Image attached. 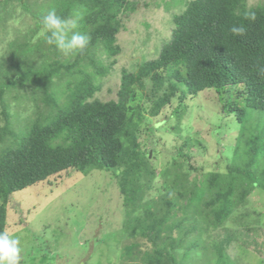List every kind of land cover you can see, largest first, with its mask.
<instances>
[{
	"label": "trees",
	"instance_id": "16d2710c",
	"mask_svg": "<svg viewBox=\"0 0 264 264\" xmlns=\"http://www.w3.org/2000/svg\"><path fill=\"white\" fill-rule=\"evenodd\" d=\"M10 1H2L4 9ZM17 1L31 12L29 0ZM48 4L50 9L33 11L36 24L26 29L7 15L0 18L14 30L8 54L0 59V232L11 234L8 205L15 192L62 172L89 176L101 170L118 182L125 230L137 239L120 255V264H180L186 239L206 229L229 233L227 222L249 204L256 187L264 189V2L189 0L174 16L172 41L159 56L133 72L119 70L118 98L110 101L97 94L120 54L123 15L138 12L139 5L131 0ZM52 9L77 23L73 31L90 36L85 50L66 56L47 43L42 20ZM233 26H243L245 33L232 34ZM209 90L242 124L234 157L226 169L206 170L210 156L195 159L193 150L203 146L189 136L175 147L171 166L162 169L150 143L159 136L147 116H160L174 98L182 105L188 96ZM25 111L32 114L24 117ZM179 112L173 113L180 117ZM169 130L178 138L182 125ZM157 182L159 194L150 197Z\"/></svg>",
	"mask_w": 264,
	"mask_h": 264
},
{
	"label": "rangeland",
	"instance_id": "374dc122",
	"mask_svg": "<svg viewBox=\"0 0 264 264\" xmlns=\"http://www.w3.org/2000/svg\"><path fill=\"white\" fill-rule=\"evenodd\" d=\"M2 1L0 18L2 14L7 15L10 22L19 25V29L36 24L32 18L34 12L50 9V0H29L30 13L17 0H11L7 9ZM188 1L131 0L139 5L140 10L123 15L124 26L119 33L120 54L113 58L117 61L113 65V75L104 80L103 91L97 94L101 100L118 98L120 69L133 72L159 56L163 46L172 41L174 16L185 9ZM262 2L264 0H248V5ZM2 21L0 59L8 54L7 45L14 38L10 23ZM176 109L180 111V117L174 115ZM31 114L25 111L23 116ZM148 119L152 120L149 126L159 136V142L150 140V143L160 153L162 169L171 166L175 147L189 136L203 146L193 150L198 156L195 159L210 156L207 157L206 170L226 169L241 139L239 130L242 124L234 113L226 112L213 90L196 97L188 96L182 105L179 98H174L160 116L148 115ZM177 122L182 125V134L178 138L169 130ZM216 126L218 129L215 130ZM214 162L217 166H213ZM73 175V171L62 172L11 196L8 228L10 235L20 240V264H120V255L129 251L126 247L131 240H137L125 230L118 182L101 170L93 171L89 176ZM159 187L157 182L149 193L150 197L159 194ZM73 204L76 211L72 210ZM241 209L227 222L229 233L224 229L219 231V228L206 229L196 233V237L186 239V249L179 251V258L186 252L187 255L180 264H264V189L256 187L249 204ZM77 213H82V217ZM218 239L227 241L222 244ZM146 241L147 238L143 242ZM145 249L146 245L143 246Z\"/></svg>",
	"mask_w": 264,
	"mask_h": 264
},
{
	"label": "clouds",
	"instance_id": "9594fccd",
	"mask_svg": "<svg viewBox=\"0 0 264 264\" xmlns=\"http://www.w3.org/2000/svg\"><path fill=\"white\" fill-rule=\"evenodd\" d=\"M246 16L255 19L254 13ZM42 25L47 33V43L55 45L66 56L82 52L90 43L89 35L73 31L77 27L75 21H65L56 14L55 9L44 16ZM230 31L234 35H243L245 28L233 26ZM21 251L19 238L13 237L7 231L0 232V264H20Z\"/></svg>",
	"mask_w": 264,
	"mask_h": 264
}]
</instances>
